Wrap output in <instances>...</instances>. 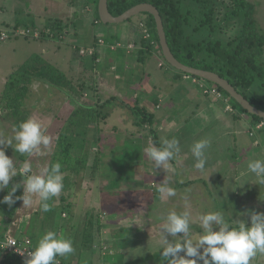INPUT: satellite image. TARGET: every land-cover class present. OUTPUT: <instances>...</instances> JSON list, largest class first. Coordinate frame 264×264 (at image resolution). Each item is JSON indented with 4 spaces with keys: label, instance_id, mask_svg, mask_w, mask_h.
<instances>
[{
    "label": "rangeland",
    "instance_id": "obj_1",
    "mask_svg": "<svg viewBox=\"0 0 264 264\" xmlns=\"http://www.w3.org/2000/svg\"><path fill=\"white\" fill-rule=\"evenodd\" d=\"M20 1L0 0V29H9L12 27V25H4V22L7 23L9 21L8 18L12 19L18 17L16 15H20V10L16 6L20 3H26ZM212 1L218 3L216 6L222 12L230 2L229 0ZM248 1L254 6L253 18L257 27L260 28L264 35V0ZM46 2H48L47 6L60 8L62 7L61 3H63V0H46ZM74 7L78 12V16L82 15L78 19L79 25L83 23L86 26L84 31H87L91 36H101L102 38L99 37L98 39H103L105 45H107L106 40L111 41L113 38L111 28L118 27L120 29L123 24L125 26L127 23H129V29L135 34L137 40H141L143 37V31L138 25L141 22L145 23V17L143 15L133 17L131 18L132 20H128L122 24L104 25L99 23L96 24L97 26H94V14L86 13L84 0H75ZM66 22L72 23L71 19H67ZM24 26L26 25L18 27ZM43 26L34 27L33 32L38 36L45 30ZM135 26L138 27V32H134L137 30ZM29 28L32 29L31 26ZM224 28L226 31V39V37L231 35L228 32L231 28L228 26ZM68 30L59 39L48 37L41 40V36L38 40H27L19 37L0 42V94L6 78L11 72L31 55L37 53L48 63L63 72L64 76L73 85L79 87L84 85L79 102L92 101L94 103L98 97L103 100L113 98L116 102L114 104L115 106L110 108V114L107 120L100 124L99 139H101L100 142L102 141V144L99 143L95 146L92 143V137L95 135L92 125L85 130L84 136L71 139L73 144L80 142L79 145L83 146L81 153L88 158L89 165L91 161L93 162L96 152H98L99 179L97 177L98 175L95 178L89 176L91 168L83 173L80 178L76 179L77 185L72 197L64 202L69 206L63 209L59 228L54 229L52 223L48 222L42 230L40 216H37L38 218L36 219L33 218L34 221L33 225H31L30 232L34 234V236L31 235L34 241L37 242L39 238L50 230L58 234H63L67 239H71L74 252L67 255V257H62L66 264H109V258L116 262L120 255H123L122 263L117 261V264H162L160 252L166 245L162 243L161 229L167 215L173 210L178 214L185 211L189 213V236L193 239L194 243L198 235L203 234V228L198 219L202 214L220 211L230 227H237L239 223L250 226L251 214L255 212L253 208H257L259 202H264L262 198L264 194V183H260V178L248 170V163L256 159L264 160V127L256 128L250 126L249 115L244 113L239 107H234V113L226 112V115H223L224 118L234 120L232 121L235 124L234 126L231 125L225 132L224 126L219 127L214 124L215 128L206 130L208 135L195 133L193 134L196 135L195 138L191 134L188 135L191 137V141H185V132L181 135L174 136L172 134L166 136L160 129H156V122H154L151 128L149 126L146 128H137L133 125L127 109L121 108V103L133 105L137 102L139 105L145 106L149 112L157 115L158 111L155 109L153 100L163 97L167 87L166 83L169 84L168 80L163 77H167L169 81H173V73L177 74L179 71L169 66L163 58L159 57L158 59L157 56L150 55L145 59V63L146 61L147 63L144 66H131L127 72L128 75H123L124 79L122 78L121 84H127L123 92L129 96H120L119 93H115L111 83L117 89L122 87L121 84L110 81L111 79L113 80L112 76L111 78L103 76L105 75V71H102L101 64L97 65L98 69L96 71L81 70L80 68L75 70L73 67L67 68V65L61 60L63 56H60V52L64 53L67 51L72 56V62L75 64L79 63L74 58V52L71 50V44H69L70 38L73 36V33H71L73 27L70 26ZM137 42L139 45L140 41ZM78 44L82 47H74L76 48L77 56L80 55L78 54L79 48L87 50L83 47V42ZM129 45L132 46V49L128 50L130 51L129 53H133L137 49L139 50L133 43ZM43 49H47V54H42ZM92 49H94L95 53V48ZM79 58L81 57L79 56ZM82 58H87L88 62H90L88 58L93 60V57L87 55V53ZM159 62L163 63V68H158ZM110 75L113 74L111 73ZM153 77L158 82L157 89L152 85L148 86ZM184 81L192 83L189 79H185ZM133 94L137 97L136 101L133 99L135 96ZM115 95L117 96L115 97ZM258 95H260L259 98L264 100V88L259 91ZM144 96L148 98L142 100L141 98ZM228 102L232 106L234 105L233 101L229 98ZM217 106L221 112L224 108V103L220 101ZM24 107L29 111L26 120L29 118L36 119L46 129L45 134H48V129H50L52 140H56L57 135L51 133V128L55 125H60L66 117L65 111L71 108L64 91L39 82H34L30 86L29 95L24 101ZM233 114H235V119H233ZM14 120L6 116L5 112L0 109V139L7 140L15 135L13 132V128L15 127ZM150 129L157 134L158 145L153 141L151 142L152 134L150 133ZM234 133H237L236 144L233 138ZM250 133L252 136H250ZM114 134L130 137L131 139L141 138L143 142L146 139L144 149L150 145L160 148L162 146V138L168 140L179 139V152L168 162V168L154 167V162L143 152V167H141L140 171V173L144 172L143 182H141L142 179L140 180L139 177H135L134 181H136V184L129 185L126 182L127 185L123 181H115L112 179L113 177H110L111 172L109 169H102V166H104L102 163H110L115 161L116 158L117 160L119 159L118 156L113 157L111 155L114 154V151L110 154L109 150H115L122 153L118 155H124L122 149L123 143L118 142L114 144L111 141V137ZM197 140L209 141V145L204 149L206 163L203 171L194 167L197 160L191 152V148ZM54 142L53 150H51L52 154L55 147ZM14 145L15 141H13L12 146L4 147L6 155L12 158L14 167L17 170L20 169L24 162L20 159L21 156H27L28 154L15 152ZM112 147L115 148L109 150L101 149ZM122 158H120L119 162H121ZM235 158L240 163L233 164L232 160H235ZM215 163L218 165L216 166ZM238 164L242 166L240 167ZM230 168L237 170L236 182L238 185L236 186L232 184V179L235 174ZM220 177L225 182H222ZM15 183L21 184V188L17 190L18 193L16 192L20 196L21 192H23V184L17 180H15ZM165 183L168 187L175 189V196L168 197L166 194L159 192L160 186ZM10 185H12L11 181L9 182ZM252 188H256L253 191L255 193H252ZM6 194L7 189L0 192V200ZM254 196L258 200L257 203L252 202L255 200L253 198ZM57 198L59 199V196ZM259 207H262L261 204H259ZM98 217L101 219V227L94 234L93 244L91 246L81 244L82 238H80V234L83 232L84 223L88 219L97 220ZM214 227L218 230V226L214 225ZM180 235L182 234H178L177 237H171L165 233V236L173 243L178 241ZM102 245L109 247L112 255L109 254L106 257H102L100 253ZM180 255H184V253L181 252ZM2 259L4 261L3 263L0 262V264H21L17 259L8 257L0 251V261ZM256 264H260V262Z\"/></svg>",
    "mask_w": 264,
    "mask_h": 264
},
{
    "label": "trees",
    "instance_id": "obj_2",
    "mask_svg": "<svg viewBox=\"0 0 264 264\" xmlns=\"http://www.w3.org/2000/svg\"><path fill=\"white\" fill-rule=\"evenodd\" d=\"M229 1L223 12L216 6L218 3L212 0H107V6L110 14L117 17L138 4L153 5L161 17L167 45L181 64L216 73L227 80L252 106L264 111V100L250 92L251 86L255 83L264 86V35L257 27L253 18L254 6L248 0ZM84 2L85 6L93 7V23H101L97 13L98 0H84ZM141 15L145 17L144 22L150 37L141 39L140 49L135 52L139 55L137 60L144 62L152 53L163 58L154 18L149 14ZM71 25L72 23L64 20L48 21L43 26L45 30L41 33V40L48 37L59 39L69 31L68 28ZM224 25L231 28L228 31L231 35L226 39ZM13 26L18 27L19 25ZM97 39L95 37V45ZM92 57H95V53ZM177 74L187 75L181 72H177ZM193 78L201 80L197 77ZM34 82L47 84L64 91L71 106L68 112L65 111L66 117L63 122L51 128V133L56 134L57 138L48 166L60 163L63 173V189L58 195L59 199L56 196L48 201L49 211H42L39 205L38 212L33 215L35 219L40 216L42 230L48 222H51L53 228L57 229L61 225L63 209L69 206L64 202L72 197L77 185L76 179L80 178L89 168H91L89 176L95 178L98 175L99 179L98 152L89 165L88 158L81 153L83 146L79 145L80 142L73 144L71 139L84 136L85 130L92 125L93 133H95L92 143L97 146L100 140V124L107 120L110 108L115 106L116 102L113 98L103 100L99 97L94 103L92 101L79 102L84 85L80 87L73 85L63 72L36 53L11 72L6 78L0 94V109L5 112L6 116L16 120H14L15 126L25 121L29 114V111L24 107V101ZM215 87L229 98L219 87ZM233 104V107L240 108L234 101ZM121 108L127 109L133 125L137 128L148 126L151 128L155 122L154 114L137 102L133 105L121 103ZM242 111L246 113V111ZM249 118V125L252 127H256L262 122L256 116L249 115ZM150 133L152 134L151 142L158 145L156 134L151 129ZM26 157L21 156L20 159L25 161ZM92 178L91 180H93ZM17 179L22 182L24 177L17 174L13 177L11 184L15 183ZM17 193L15 195L19 196ZM18 201L11 207L6 205L8 216L13 215ZM58 201L59 203L56 204ZM99 217L97 220L88 219L84 223L83 232L80 234L81 244L86 246L93 244L94 234L101 227ZM31 235L34 236L33 232H30L29 238H32ZM100 250L102 257L108 256L111 252V249L105 245H102ZM57 258L61 260L62 264H66L62 257Z\"/></svg>",
    "mask_w": 264,
    "mask_h": 264
},
{
    "label": "crops",
    "instance_id": "obj_3",
    "mask_svg": "<svg viewBox=\"0 0 264 264\" xmlns=\"http://www.w3.org/2000/svg\"><path fill=\"white\" fill-rule=\"evenodd\" d=\"M20 2H23L25 4L20 3L16 7H18V10H20V15H16L18 17L9 19L8 22H4V25L6 26H13V25H26L34 27H41L45 25L48 21H54V20H64L71 19L73 30L71 33H73V36L70 38L69 44H71V50L74 52V58L77 59V62L79 63H73L72 62V56L69 55L67 51L64 53L60 52V56L62 57V61L65 65H67V68H75V70H78L79 68L81 70H93L96 71L97 65L101 64L102 71H105L106 78L113 77V80L110 81L117 82L119 84L122 83V78L124 79V76L128 75V70L131 66L137 67L139 65H143L147 63L139 62L137 58L139 55H137L134 51L133 53L127 54L125 50L117 49L115 52H112L108 49V47H97L94 43L95 37L91 36L87 31H84V24L79 25L78 19L82 16H78V12L75 10L74 4L75 0H63V3H61L60 8H55L53 6H47L48 2L46 0H21ZM23 9V10H22ZM86 13H93V7L92 6H85ZM94 19V16H93ZM142 19V18H141ZM96 24L99 23H93L94 26H97ZM129 23L124 26V24L118 29V27L111 28L112 30V40L107 41V44H111L113 42L121 43L124 46H129V44L133 43V45L137 46L140 49V42L138 45L137 40L135 37V34L132 33V31L129 29ZM136 27V26H135ZM137 30L134 32H138V27H136ZM110 30V29H109ZM97 38L101 36H96ZM91 38V40H90ZM102 38V37H101ZM84 43V48L89 49L90 47L95 48V57L92 59L88 58H79V56L76 55L75 49L79 46L78 43ZM68 44V45H69ZM76 47V48H74ZM42 54H47V49L42 50ZM53 52V50H52ZM62 53V54H61ZM97 55V56H96ZM151 55L157 56L159 59V56L156 53H152ZM150 56V55H149ZM99 57V58H98ZM161 58V57H160ZM98 59V60H97ZM161 64V66H159ZM163 63H158V68H163ZM93 68V69H90ZM115 69V71H114ZM113 71V72H112ZM99 72V70H98ZM113 75H110L111 73ZM116 72V73H115ZM162 78V77H161ZM164 79L168 80L169 84H167L165 94L161 98H156L153 100L155 109L158 111L157 115H154L156 118L155 127L156 129H160L161 132H163L166 136L167 135H181L183 132L186 134L184 135L185 141H191V137L188 135H193L195 133L199 134H205L208 135L206 130L209 128H215L214 124L216 126L225 127V132L228 130L229 127L234 126V120H229L227 118H224L223 115H226V111L222 109L220 112V108H218L217 104L219 101H215L212 98H207L204 96L200 90V88L193 83L185 82V78L181 75H178L176 73H173L172 78L173 81H169L167 77H163ZM187 81V80H186ZM151 83L148 85H152L155 89H157V80L153 77L150 81ZM148 84V83H147ZM113 86V89L115 90V93H119L120 96L126 95L125 92H123V89L126 87L125 83L121 84V88L117 89L114 84L111 83ZM166 86V85H165ZM264 88V86H261L257 83L253 84L250 88V92L252 91L254 95H258L259 91ZM251 92V93H252ZM157 93V92H156ZM257 93V94H256ZM158 94V93H157ZM135 95V94H133ZM117 95H115L116 97ZM145 98H148L147 96L142 97L141 99L144 100ZM135 101L137 100L136 95L133 98ZM130 99V100H133ZM133 100V101H134ZM145 102V101H144ZM141 105V104H140ZM65 111V110H64ZM69 110H67L68 112ZM228 113V112H227ZM233 114V119L236 117ZM185 120V121H184ZM49 133L46 134L48 136L52 135ZM50 134V135H49ZM156 134V133H155ZM237 134V133H236ZM236 134L234 133V143L236 144ZM55 135V134H54ZM53 135V136H54ZM127 135V134H126ZM157 136V134H156ZM163 136V135H162ZM165 136V137H166ZM196 135H193V138H195ZM228 136H230L228 134ZM227 136V137H228ZM55 140V139H54ZM54 140L50 141V144L45 147L41 145V155H35L28 156L25 161H28L32 165V171L34 174H39L40 170L49 165L50 158H51V150H53V142ZM101 140V139H100ZM99 143L102 144V141ZM111 141L114 144H117L118 142L123 143V152L124 155H118L122 154L121 152L115 151V150H109L114 149L112 148H101L105 150H109V153L111 154L112 151H114V154H111L113 157L118 156L119 159L110 163H102L104 166H102V169H109L111 172L112 179L123 181L124 184H127L126 182L131 184H136L134 181V178H138L143 182V173H140L141 167H143V160H144V145L146 142V139L141 138H134L131 139L130 137L126 136H120L118 134H114L111 137ZM179 141V139H177ZM198 141V140H197ZM195 141V142H197ZM149 143V142H148ZM111 144V145H114ZM257 144V143H256ZM55 146V142H54ZM139 147H141L139 149ZM117 148V147H116ZM104 157V155H102ZM121 162H119L120 158ZM24 161V162H25ZM233 164L240 163L239 161L232 160ZM216 164V163H215ZM218 164H216L217 166ZM231 165V164H230ZM239 165V164H238ZM182 166V165H181ZM185 166V165H184ZM232 166V165H231ZM240 167L242 165H239ZM182 168H184L182 166ZM232 169V168H230ZM233 173L235 174L233 176V185L236 186L238 183L236 182V169H232ZM17 174H19V169H17ZM32 173H29L28 175H31ZM20 175V174H19ZM18 180V179H17ZM220 180L222 182H225L224 179L220 177ZM19 181V180H18ZM125 181V182H124ZM22 183V182H21ZM138 183V182H137ZM220 184H222L219 181ZM128 185V184H127ZM264 185V184H263ZM220 186V185H219ZM10 187V186H9ZM252 193H255L253 191L256 190V188H252ZM23 192H21V195ZM20 195V196H21ZM255 198V196L253 197ZM262 198L264 199V194L262 195ZM34 203L29 207H23L22 201H18L15 211L13 212V215L10 217L7 213V204H0V233H9L15 237H24L30 236V230L31 225H33V215L38 212L40 202L38 201V198L35 196L33 197ZM252 202H258V200L255 198ZM259 204H261L262 207H259ZM8 206V205H7ZM255 212H261L264 213V202H259L257 205V208H253ZM31 238V237H30ZM35 244L37 242L34 241L33 238H31ZM121 256V257H120ZM118 257L117 261H120L122 263V256L120 255ZM3 259L0 261L3 263ZM105 261V260H104ZM109 264H117V261L110 260L109 258ZM254 261V263H253ZM115 262V263H114ZM257 262H260V264H264V253H257L251 260L250 264H256ZM70 264V263H68Z\"/></svg>",
    "mask_w": 264,
    "mask_h": 264
},
{
    "label": "clouds",
    "instance_id": "obj_4",
    "mask_svg": "<svg viewBox=\"0 0 264 264\" xmlns=\"http://www.w3.org/2000/svg\"><path fill=\"white\" fill-rule=\"evenodd\" d=\"M13 132L15 135L12 138L0 139V192L7 189L0 204L11 207L20 200L23 207H29L34 203L35 196L40 202L41 210L47 212L50 210L48 201L58 196L64 186L60 163L45 166L39 174H34L32 165L28 161L23 162L19 169L20 176L24 177L23 194L16 196L21 184L13 183L8 187L12 178L17 176V170L12 158L6 155L4 146H12L15 141V152L26 153L28 156L41 155L40 146L47 147L51 138L45 134L46 129L42 124L33 118L15 126ZM178 143L175 139L162 138L160 148L150 145L144 152L154 162V167L168 168V162L179 152ZM208 145V140H200L191 148L197 160L194 167L198 170H204V149ZM248 170L260 178V183H264V160L250 161ZM29 173L32 174L28 175ZM159 192L168 197L176 195L175 189L168 187L166 183L160 186ZM198 219L203 234L198 235L194 243L189 236V213L185 211L178 214L174 210L169 212L161 229L162 243L166 245L160 252L162 264H250V260L258 252L264 253V213L253 212L250 226L239 223L237 227H230L220 211L202 214ZM214 225L218 226V230ZM165 233L171 237L182 235L173 243ZM73 252L71 239L50 230L38 239L35 250L27 253L28 258L24 260V264H59L57 257H67ZM181 252L184 255H180Z\"/></svg>",
    "mask_w": 264,
    "mask_h": 264
},
{
    "label": "water",
    "instance_id": "obj_5",
    "mask_svg": "<svg viewBox=\"0 0 264 264\" xmlns=\"http://www.w3.org/2000/svg\"><path fill=\"white\" fill-rule=\"evenodd\" d=\"M97 13L100 22L104 25L122 24L123 22H126L129 19L141 14L151 15L155 21L156 32L159 39L162 57L169 66L181 73L200 78L219 87L229 96V98H231L236 104H238L242 110L246 111V113H248L249 115L258 117L264 124V111L252 106L240 93H238L232 87V85L227 80L221 78L216 73L185 66L173 56L166 42L161 17L159 15V12L153 5L149 3H141L130 8L117 17H113L108 10L107 0H98Z\"/></svg>",
    "mask_w": 264,
    "mask_h": 264
},
{
    "label": "built area",
    "instance_id": "obj_6",
    "mask_svg": "<svg viewBox=\"0 0 264 264\" xmlns=\"http://www.w3.org/2000/svg\"><path fill=\"white\" fill-rule=\"evenodd\" d=\"M139 26L143 31L142 38L148 39L150 36H149L148 29L145 23L141 22ZM32 29L29 28L28 26H24V27L12 26L9 29H5V28L0 29V42H5L9 39L19 38V37H22L27 40L40 39L41 33L37 36V34L33 32L34 29L33 30ZM96 46L97 47L107 46L112 52H115V50L117 49H122V50H125L126 53H129L130 51L128 50L132 49V46L130 45L124 46L121 43H116V42L105 45L103 39H97ZM92 48H89L87 50H84L83 48H79L78 49V54H80L79 56L82 58L84 54L86 53L89 56H93L94 49ZM159 66H161V64H159ZM183 77L185 79H189L192 83L196 84L200 88L204 96L212 98L215 101H219V102L222 101L224 103V110L226 112L234 113V107L231 104H229L228 97L225 96L221 91H219L215 86L208 84L204 80H199V79L187 76V75H183ZM261 127H263L262 122L256 126V128H261ZM250 136H252L251 133H250ZM35 246L36 244L33 242V240L27 236L19 238L9 233H5V232L0 233V251L8 257L17 259L21 264H24V260L28 258L27 253L35 250ZM104 251H103V254H104ZM110 255H112V252H110ZM57 260L59 261V264H62L59 258H57Z\"/></svg>",
    "mask_w": 264,
    "mask_h": 264
}]
</instances>
